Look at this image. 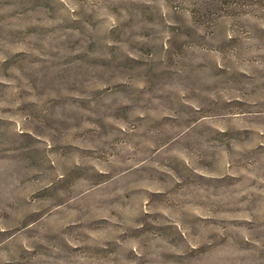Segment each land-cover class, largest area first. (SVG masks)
Listing matches in <instances>:
<instances>
[{"label": "rangeland", "instance_id": "374dc122", "mask_svg": "<svg viewBox=\"0 0 264 264\" xmlns=\"http://www.w3.org/2000/svg\"><path fill=\"white\" fill-rule=\"evenodd\" d=\"M0 264H264V0H0Z\"/></svg>", "mask_w": 264, "mask_h": 264}]
</instances>
